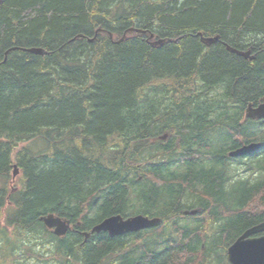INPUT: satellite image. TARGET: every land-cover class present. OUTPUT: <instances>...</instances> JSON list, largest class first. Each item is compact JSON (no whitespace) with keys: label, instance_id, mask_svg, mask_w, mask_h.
Instances as JSON below:
<instances>
[{"label":"trees","instance_id":"1","mask_svg":"<svg viewBox=\"0 0 264 264\" xmlns=\"http://www.w3.org/2000/svg\"><path fill=\"white\" fill-rule=\"evenodd\" d=\"M263 96L264 0H0V259L39 236L56 264H224L228 239L264 220V119L244 117ZM251 141L248 175H227L243 160L227 150ZM115 214L160 223L137 244L84 241ZM219 226L225 242H208Z\"/></svg>","mask_w":264,"mask_h":264},{"label":"water","instance_id":"2","mask_svg":"<svg viewBox=\"0 0 264 264\" xmlns=\"http://www.w3.org/2000/svg\"><path fill=\"white\" fill-rule=\"evenodd\" d=\"M140 32V29H135ZM110 37L112 34L110 33ZM124 37V36H123ZM120 38L119 40L123 39ZM151 34L149 38L151 39ZM218 39V36L214 37H201V41L206 44L214 43ZM163 39L154 40L151 42L152 46L162 45ZM21 50L30 51L36 54H42L44 51L42 48H19ZM227 49L249 59H253V55L250 51H241L236 48L227 46ZM245 117L249 118H264V97L261 103L257 106L248 105L245 109ZM162 139L166 138V134L161 136ZM259 143L251 142L245 144L235 150L229 152L230 156L244 155L245 153L252 152L259 147ZM18 174V169L14 166L12 178ZM196 209L185 210L184 214H195ZM44 226L51 229L56 236H64L70 229V222L66 218H62L53 213H48L40 218ZM160 223L159 217H148L142 214H136L128 217H123L120 214H115L104 218L99 223L95 224L89 232H83L85 238H88L90 233H98L100 231L107 232L110 237L123 235L128 232H137L139 230L152 228ZM264 231V221L253 225L246 229L241 235H239L235 241L227 247V259L230 264H264V235L251 236L252 234Z\"/></svg>","mask_w":264,"mask_h":264},{"label":"rangeland","instance_id":"3","mask_svg":"<svg viewBox=\"0 0 264 264\" xmlns=\"http://www.w3.org/2000/svg\"><path fill=\"white\" fill-rule=\"evenodd\" d=\"M215 91H212L211 93H213ZM210 93V95H211ZM219 134L217 135H213V133L209 136V139H207L208 142V148L209 150H213L215 147V150H217L218 148H220V146H222L221 144L223 143L222 139L219 140L218 139ZM23 145V144H21ZM206 153V152H205ZM246 161L245 159L243 160H239V161H233L231 162V170L230 172L227 173L232 175V171L235 173V176H247L248 173L247 171H245L246 169ZM256 175V174H255ZM18 174L15 176L14 179H12V175H11V179H10V183L8 184V187H12V185L17 186L18 185ZM226 187H230L229 183L225 184ZM137 207V205L133 206V210H135ZM4 217V215H3ZM3 217L0 220V226H5V222ZM201 217L198 216L197 219L195 217L196 220H198V218ZM205 217V216H204ZM192 220L193 219H189ZM206 220V217H205ZM208 225V230H209V235L212 234L214 228H216V226H214V224H207ZM12 228L11 227H7V231L11 232ZM26 240V239H25ZM24 240V241H25ZM28 244H34L31 247L28 245V247L30 248V252L28 250H26L24 247L22 249H17L14 252L11 253L10 257H6V258H2L0 259V264H56V259H54L51 255V252L53 251V243L51 241H46L42 238H40L39 236H35V237H30V240L25 241ZM125 242H133V243H141V241H136L134 237L129 238L127 241ZM203 250H205V247L203 246ZM33 252V253H31ZM34 254H38L39 256H42L44 259L39 258L37 256H35ZM213 257L217 258V255L215 254V256L213 255ZM46 260V261H44Z\"/></svg>","mask_w":264,"mask_h":264},{"label":"flooded vegetation","instance_id":"4","mask_svg":"<svg viewBox=\"0 0 264 264\" xmlns=\"http://www.w3.org/2000/svg\"><path fill=\"white\" fill-rule=\"evenodd\" d=\"M196 210H197V212L195 213V217H198V216H200V212H201V207H197L196 208ZM200 219H201V217H199ZM257 224V223H256ZM255 225V224H254ZM222 230H223V227L221 228ZM48 231H51L52 233H53V231L51 230V229H47ZM142 230H139V231H137V232H141ZM137 232H128V233H124L123 235H119L118 237H122L123 238V241H127L129 238H131L132 237V235L131 234H135V233H137ZM224 232V231H223ZM107 233V232H106ZM232 233V229L229 231V235ZM108 234V233H107ZM220 234V226L217 228V232H216V234H215V238L213 237L212 239H208V242H210V243H214V244H216V243H219V245H222V243L223 242H225V241H222V240H219V241H217V237L218 236H223V235H219ZM242 234V233H241ZM240 234V235H241ZM261 235H264V231H262V232H258V233H255V234H252L251 236H261ZM109 236V235H108ZM239 236V235H238ZM237 236V237H238ZM236 237V238H237ZM236 238H230V239H228V240H231V241H228V242H226L225 243V245H226V249H225V262H224V264H230L229 263V261H228V259H227V247L229 246V245H231L234 241H235V239ZM87 240V239H86ZM86 240H84V241H86ZM126 243V242H125ZM203 245V244H202ZM106 259V258H105ZM104 259V260H105ZM119 259H120V256H118L117 254L115 255V257H114V260H113V264H119ZM104 260H103V264H104Z\"/></svg>","mask_w":264,"mask_h":264},{"label":"bare ground","instance_id":"5","mask_svg":"<svg viewBox=\"0 0 264 264\" xmlns=\"http://www.w3.org/2000/svg\"><path fill=\"white\" fill-rule=\"evenodd\" d=\"M136 29V28H135ZM134 32V31H133ZM150 36V35H149ZM201 37V36H200ZM208 37H210V36H208ZM212 37V36H211ZM150 39V38H149ZM160 39H162V38H160ZM151 40V39H150ZM154 40H158V39H154ZM153 40V41H154ZM152 41V40H151ZM205 43V42H204ZM212 44V43H211ZM242 51V50H241ZM245 51H250V50H245ZM244 57V56H243ZM245 58H248V57H245ZM264 97V96H263ZM262 97V98H263ZM261 101H262V99H261ZM261 101L259 102V103H261ZM258 103V104H259ZM257 104V105H258ZM249 105V104H248ZM247 105V106H248ZM251 105V104H250ZM257 105H252V106H257ZM246 106V107H247ZM246 109V108H245ZM245 112V111H244ZM244 117H245V113H244ZM245 118H249V117H245ZM250 119H254V120H257V119H264V118H250ZM251 142H256V141H251ZM251 142H248V143H242V144H240L239 145V147H241V146H243V145H245V144H249V143H251ZM256 143H259L260 144V142H256ZM239 147H236V148H233V149H229V150H227V152H226V155H227V157H229V158H238V159H244V158H246L248 155H250V154H252V153H254L255 151H257V149L256 150H254V151H252V152H249V153H245L244 155L242 154V155H235V156H230L229 155V152L230 151H232V150H235V149H237V148H239ZM259 147H260V145H259ZM258 147V148H259ZM14 166H16L15 164L13 165V170H14ZM16 168H17V166H16ZM18 169V168H17ZM18 172H19V170H18ZM12 174H13V171H12ZM13 179V178H12ZM192 209H195V208H192ZM185 211V210H184ZM184 211H183V213H184ZM189 211V210H188ZM187 215V214H186ZM189 215H191V214H189ZM193 215H195V214H193ZM264 221V220H263ZM263 221H261V222H263ZM261 222H258L257 224H259V223H261ZM43 223V222H42ZM99 223V222H98ZM95 225V224H94ZM256 225V224H255ZM87 238H85L84 237V240H86ZM203 244V243H202ZM204 245V244H203ZM203 245H201L200 247H201V250L202 251H204L203 250Z\"/></svg>","mask_w":264,"mask_h":264}]
</instances>
